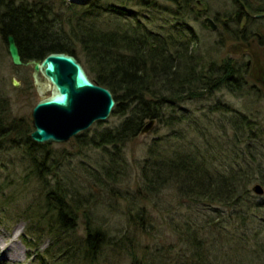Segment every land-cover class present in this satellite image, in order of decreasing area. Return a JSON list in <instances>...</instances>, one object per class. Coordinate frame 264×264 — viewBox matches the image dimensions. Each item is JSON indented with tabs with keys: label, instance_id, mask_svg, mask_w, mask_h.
<instances>
[{
	"label": "trees",
	"instance_id": "obj_1",
	"mask_svg": "<svg viewBox=\"0 0 264 264\" xmlns=\"http://www.w3.org/2000/svg\"><path fill=\"white\" fill-rule=\"evenodd\" d=\"M48 1L0 0L2 45L8 46L7 37L12 35L24 62L40 61L52 52L79 55L89 77L112 91L117 102L113 114L123 119L118 126L97 130L91 137L92 143L104 147L100 167L111 190L115 188L112 185L126 183L131 176L122 148L141 134L146 121L155 119L169 127L172 141L169 148L154 142L148 149L136 192L132 195L126 187L128 205L123 215L128 226L122 234H113L92 218L79 187L68 183L64 175L54 177L59 160L51 146L34 142L23 133V123L10 119L8 82L0 77V147L17 137L19 143L26 136L24 152L30 175L39 178L44 195L42 206L27 216L31 229L42 224L58 236L76 229L80 213L85 220L78 256L70 251L72 245L53 246L46 256L58 264H125L126 260L131 264H264V235L252 232L256 226L253 213L239 208L251 199L253 183L264 186V124L221 102L209 106L202 115L180 106L182 101L225 88L245 94L249 86L247 64L217 62L199 50L198 36L188 23L198 16L183 0H171L178 7L167 9L179 23L158 31L131 8L146 7L147 0H90L86 5L58 0L66 9L61 14ZM241 2L250 12L264 11V0ZM234 14L236 24L228 26L226 32L245 44L257 36L264 21L246 16L241 7ZM257 40L264 44V35ZM49 176L55 179L54 184ZM168 187L192 205L235 208L241 225L229 230L232 214L210 217L206 227L191 216L184 221L180 218L175 232L188 250L174 261L170 257L163 260L142 248L138 236H151L148 227L154 221L147 203ZM257 207L264 213V202ZM123 222L111 229L120 233ZM67 250L70 253L65 258Z\"/></svg>",
	"mask_w": 264,
	"mask_h": 264
},
{
	"label": "rangeland",
	"instance_id": "obj_2",
	"mask_svg": "<svg viewBox=\"0 0 264 264\" xmlns=\"http://www.w3.org/2000/svg\"><path fill=\"white\" fill-rule=\"evenodd\" d=\"M147 1L150 5L147 4L146 7L139 5L131 8L139 12L143 21L148 22L151 28L157 31L167 30L169 26L177 24L178 19L167 10L178 7L171 0ZM108 2L113 3L114 1ZM152 2H155V4H152ZM48 3L54 6L56 13L61 14L66 10L62 8V4H58V0H49ZM152 5H155V8ZM207 5V8L210 9V17L219 14L221 16L219 18L227 20L229 27L236 24L233 12L238 7L235 0H208ZM194 6L198 10L206 7L199 6L196 3H194ZM247 12L251 17L256 14H264L262 10L254 12L247 10ZM204 18L205 16H200L198 20L191 18L189 21L187 19L200 41L199 50L205 52L210 59H215L217 62L224 60L239 61L245 65L247 62H251V65L247 68L249 86L245 94L231 93L225 88L212 94H205L203 97L182 101L180 106L192 111L195 110L198 115H202L209 106L221 102L246 115L254 116L257 121H262L264 124V44L260 45L257 40L259 38H255L253 40H257L256 43L248 48L246 43L233 39L229 34L225 33V35L220 36L210 30L205 24ZM263 25L264 22L261 23L259 28V35H264ZM7 48L8 46L2 45L0 39V77L8 82L7 93H9L10 114L12 115L10 119L19 120L20 124L23 123L24 128H26L23 133L31 136L30 134L34 130L31 113L40 100L32 78L33 70L31 67L14 66ZM75 57L78 60H83V57L79 55H75ZM13 78L20 82L19 88L11 82ZM50 94L51 92L48 91L46 96ZM201 118L204 119L202 116ZM122 119L123 117L112 114L106 122H97L81 134L85 135L82 138L79 135L65 142V144H48L51 146V151L55 152L54 156L59 160L54 177L56 178L60 174L64 175L68 178V183L79 187L85 193L86 206L91 209L92 218L95 222H100L103 227H109L111 232H114L113 234H122L128 226L127 218L123 215L125 206L128 205L125 196L127 195L126 187H130L132 195L136 192L139 169L142 160L147 157L148 149L154 142H158L162 147L169 148L172 141V132L169 127L159 124L155 119L146 121L145 126L153 121L151 128L142 129L139 136L131 139L122 148L131 170V176L126 178V183L112 185L115 188L111 190L100 167L104 147L100 143H92L91 137L97 134V130L118 126ZM180 126L184 127L185 125L183 123ZM18 138L20 137H17L14 142L9 141L7 146L0 147V264H58L47 257L45 253L49 248L52 251L53 246L57 247L59 245L60 247L72 245L70 251L74 254L73 256H78V250H81L80 240H83L85 236V220L82 213H80L78 226L70 233H61L54 236L49 232V227L46 228L42 224L31 229V222H29L27 216H33L38 207L42 206L44 195H42L39 178L30 175L29 162L24 152V142H27L26 136L22 137L19 143L16 141ZM111 148L110 146L109 149ZM48 178L51 184H54L55 179L50 176ZM256 184L260 185L259 182L253 183L250 187V190H252L251 199L245 200L239 208H241V211L247 210L253 213V220L256 223L254 225L256 226H253L252 232L258 230L264 235V213L257 207V204L264 202V193L259 195L253 190ZM262 187L264 190V186ZM159 195L153 202L147 203L154 221V225L148 227L152 229V234L151 236L148 233H145V235L139 234L138 237L144 244L142 248L153 251L165 261L168 260V257L173 258L174 261L178 259L177 255L179 253L184 254L188 250L185 246L186 242L181 243V237L175 232V227L180 218L185 220L191 216L199 220L198 225L206 227L208 218L218 219L221 215L225 217L232 214L234 222L232 221V226L230 224L229 230L241 225L238 223L241 220L235 217V208L224 209L212 206L208 208L200 204L192 205L180 200L181 198L177 196L176 191L171 187H168ZM248 201L252 204L247 203ZM120 222H123L125 227L122 226L123 229L120 230V233H117L111 227L119 228ZM129 229L133 231L132 227ZM205 237H207V234ZM206 239L208 240V237ZM70 251L67 250L65 258H67L66 256ZM127 261L125 264H131Z\"/></svg>",
	"mask_w": 264,
	"mask_h": 264
},
{
	"label": "water",
	"instance_id": "obj_3",
	"mask_svg": "<svg viewBox=\"0 0 264 264\" xmlns=\"http://www.w3.org/2000/svg\"><path fill=\"white\" fill-rule=\"evenodd\" d=\"M77 5H86L90 0H67ZM245 7L241 0H237ZM253 18H264L256 14ZM205 24L217 30L213 19ZM8 52L16 67H31L32 78L40 100L32 109L34 130L31 140L39 144H65L89 130L97 122H106L116 108L112 91L94 82L75 55L52 52L42 60H22L16 39L9 35ZM17 88L20 82L12 79ZM51 94L46 96L47 92ZM153 121L143 129H150ZM253 190L263 195V187L256 184Z\"/></svg>",
	"mask_w": 264,
	"mask_h": 264
},
{
	"label": "flooded vegetation",
	"instance_id": "obj_4",
	"mask_svg": "<svg viewBox=\"0 0 264 264\" xmlns=\"http://www.w3.org/2000/svg\"><path fill=\"white\" fill-rule=\"evenodd\" d=\"M186 2H187V5L189 6L190 5V9L192 10V13H195V15H197L198 17L196 18L197 20H198V18H200V16H205V18L204 19H206V18H209V19H213V21H214V23H215V25H216V29L217 30H213L215 33H217L218 35H220V36H223V35H225V33L227 34V32H226V28L229 26V24L226 22L227 20H225L224 18H219V17H221L219 14H214V15H212L211 17H210V9L209 8H207V4H208V0H185ZM194 3H196L197 5H201V6H206L205 7V9H201V10H198V9H195L196 7L194 6ZM235 3H236V5H237V7L239 6V7H241L242 9H244V11H245V14H246V16H248V17H251L250 16V14L247 12V10H246V6L245 7H242L241 6V4L237 1V0H235ZM238 7V8H239ZM209 16V17H208ZM233 16L235 17L236 15L234 14V12H233ZM261 20H263L264 21V18H261ZM207 25V24H206ZM208 26V25H207ZM209 27V26H208ZM210 28V27H209ZM211 30V29H210ZM255 38H261V35H259V34H257V36H255ZM255 38H253V39H255ZM249 40V41H247L246 42V44H247V47L248 48H251L253 45H254V43H256V41H254V40ZM251 65V62H247V68L249 67ZM259 81V80H258ZM87 131V130H86ZM80 136H81V134H80Z\"/></svg>",
	"mask_w": 264,
	"mask_h": 264
}]
</instances>
